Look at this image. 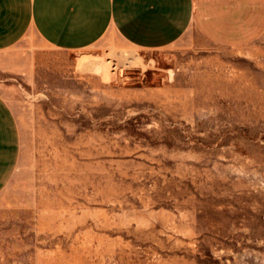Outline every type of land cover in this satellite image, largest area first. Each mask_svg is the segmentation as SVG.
Returning a JSON list of instances; mask_svg holds the SVG:
<instances>
[{"label":"rangeland","instance_id":"obj_1","mask_svg":"<svg viewBox=\"0 0 264 264\" xmlns=\"http://www.w3.org/2000/svg\"><path fill=\"white\" fill-rule=\"evenodd\" d=\"M0 92L21 133L0 264H264V33L27 34L0 51Z\"/></svg>","mask_w":264,"mask_h":264},{"label":"crops","instance_id":"obj_2","mask_svg":"<svg viewBox=\"0 0 264 264\" xmlns=\"http://www.w3.org/2000/svg\"><path fill=\"white\" fill-rule=\"evenodd\" d=\"M191 26L217 43L245 46L264 33V0H0V51L27 34L50 47L81 49L110 31L128 43L159 47ZM20 153L19 122L0 92V193Z\"/></svg>","mask_w":264,"mask_h":264}]
</instances>
